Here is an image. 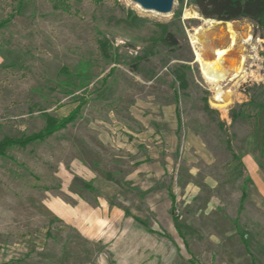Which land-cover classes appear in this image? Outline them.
<instances>
[{"label": "rangeland", "instance_id": "obj_1", "mask_svg": "<svg viewBox=\"0 0 264 264\" xmlns=\"http://www.w3.org/2000/svg\"><path fill=\"white\" fill-rule=\"evenodd\" d=\"M186 11L193 0L166 16L123 0H0V140L81 106L0 158V264H264V32L238 20L202 37L234 69L252 35L223 113L189 39L205 25Z\"/></svg>", "mask_w": 264, "mask_h": 264}, {"label": "trees", "instance_id": "obj_2", "mask_svg": "<svg viewBox=\"0 0 264 264\" xmlns=\"http://www.w3.org/2000/svg\"><path fill=\"white\" fill-rule=\"evenodd\" d=\"M193 3L199 15L204 19H213L223 23L238 20L248 21L264 32V0H193ZM164 42L171 45L176 44L169 34L164 38ZM97 43L103 57L108 59L106 42L103 39H98ZM80 110L81 106L78 105L67 116L61 118L44 114V125L38 132L23 134L17 138H2L0 140V158H10L8 153L11 149H25L45 141L54 133L72 124L78 118ZM177 220V217L173 218L175 228L180 231L176 224ZM242 242L246 245L244 240Z\"/></svg>", "mask_w": 264, "mask_h": 264}, {"label": "bare ground", "instance_id": "obj_3", "mask_svg": "<svg viewBox=\"0 0 264 264\" xmlns=\"http://www.w3.org/2000/svg\"><path fill=\"white\" fill-rule=\"evenodd\" d=\"M123 1L127 5H130L128 0H123ZM131 6H133L136 10L140 12L154 13V12L144 11L137 5H131ZM184 17L201 19L197 13H192V12L189 13L187 11L184 13ZM201 20L205 25V27H200L195 31V33L189 35L190 43L194 49L196 61L200 65L201 75L212 93L211 106L225 113L227 108L233 102V97H234L233 88L248 75L247 73L248 62L252 57V55H248V54L254 52V46H252L251 51L247 53V50L244 45L250 44L251 42V36L247 29L246 31L247 34L244 37L242 44H240V46L238 45L240 51H239L237 65H235L234 69L225 68L223 66L224 64L223 55L228 51L227 50L228 48L213 49L211 51V56L207 57L205 45L202 40V37L205 36L206 33L209 34L220 23L210 20H203V19ZM231 28L232 27H229L227 29V33L229 35V43L227 47L229 48L234 47L237 44L235 43L236 39L234 38V36H231ZM214 66H216V69ZM232 82H233V86L232 85L230 86V83Z\"/></svg>", "mask_w": 264, "mask_h": 264}, {"label": "water", "instance_id": "obj_4", "mask_svg": "<svg viewBox=\"0 0 264 264\" xmlns=\"http://www.w3.org/2000/svg\"><path fill=\"white\" fill-rule=\"evenodd\" d=\"M130 5H137L144 11L154 12L159 15H167L172 12L174 0H128ZM196 10V8H195ZM198 16L203 20L215 21L220 24H224L223 22L216 21L213 19H204L202 18L196 10ZM236 22V21H233ZM249 24V23H247Z\"/></svg>", "mask_w": 264, "mask_h": 264}, {"label": "crops", "instance_id": "obj_5", "mask_svg": "<svg viewBox=\"0 0 264 264\" xmlns=\"http://www.w3.org/2000/svg\"><path fill=\"white\" fill-rule=\"evenodd\" d=\"M234 23H235V22H233V24H234ZM263 143H264V135H263ZM263 161H264V156H263ZM253 173L255 174L257 180L260 181V183H262L263 192H262L261 194H262L263 197H264V175H263V173H262L259 169H257V168L254 169Z\"/></svg>", "mask_w": 264, "mask_h": 264}, {"label": "built area", "instance_id": "obj_6", "mask_svg": "<svg viewBox=\"0 0 264 264\" xmlns=\"http://www.w3.org/2000/svg\"><path fill=\"white\" fill-rule=\"evenodd\" d=\"M250 25H252V24H250ZM251 37H252V35H250ZM244 40V39H243Z\"/></svg>", "mask_w": 264, "mask_h": 264}]
</instances>
